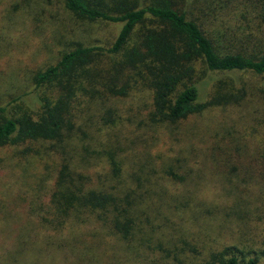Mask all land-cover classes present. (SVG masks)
Returning a JSON list of instances; mask_svg holds the SVG:
<instances>
[{
    "label": "trees",
    "instance_id": "obj_1",
    "mask_svg": "<svg viewBox=\"0 0 264 264\" xmlns=\"http://www.w3.org/2000/svg\"><path fill=\"white\" fill-rule=\"evenodd\" d=\"M194 1L62 0L78 19L122 24L106 53L118 56L120 70H134L150 91L149 126H177L208 108L241 101L245 95L241 90L220 95L216 101L207 94L205 100V89L218 74L250 71L264 75L262 36L252 53L230 51L224 37L199 23L191 10ZM238 6L228 9L234 29L243 28ZM261 7L249 11L248 25L254 23L258 32L261 26L255 23L259 21L256 15L264 21ZM101 51L81 44L63 51L55 64L31 78L40 90V112L0 117V147L54 142L50 148L60 156L46 202L39 194L44 188L41 180L25 212L14 210L10 202L1 206L0 264H127L131 257L139 262L142 250L153 251L156 240L162 246L163 231L173 225L164 209L175 210L179 205L176 194L190 191L194 179L202 181L200 163L194 164L189 155L172 156L176 152L172 147L182 142L177 130L153 137L136 161L132 155V162L130 152L123 155L121 142L111 136L103 142L84 131L78 148L77 144L68 146L66 133L74 128L79 83L91 76L88 67ZM198 65L210 76L196 74ZM124 93L122 88L117 94ZM99 119L105 126L116 125L115 114ZM167 143L172 144L169 149H156ZM100 163L103 167L92 176L90 171ZM213 165L225 170L224 162ZM216 255L203 264H258L255 258L240 261L234 255Z\"/></svg>",
    "mask_w": 264,
    "mask_h": 264
},
{
    "label": "rangeland",
    "instance_id": "obj_2",
    "mask_svg": "<svg viewBox=\"0 0 264 264\" xmlns=\"http://www.w3.org/2000/svg\"><path fill=\"white\" fill-rule=\"evenodd\" d=\"M234 5H241L243 28L230 25L228 9ZM262 5L264 0H196L191 10L204 29L228 41L224 43L230 51L252 53L259 37L264 42V21L256 15L261 32L255 31L254 23L248 25L249 11L253 6L261 10ZM121 27V23L78 19L62 0H0V117L40 112V90L31 78L55 64L63 51L78 44L102 49L88 67L91 76L79 83L74 128L66 133L68 146L77 144L78 148L84 131L103 142L111 136L121 142L123 155L130 152V161L132 155L136 161L153 137L177 130L182 142L170 153L189 155L194 164H201L203 176L202 181L193 180L190 191L176 194L179 205L175 210L164 209L173 225L163 231L162 246L156 240L153 251L142 250L143 259L136 262L131 257L127 264H203L214 253L222 258L234 255L240 261L255 258L264 264V75L250 71L218 74L208 83L205 100L207 94L216 101L220 95L241 90L245 92L241 101L208 108L177 126H149L150 91L134 70H120L118 56L106 53ZM195 71L203 78L210 76L201 65ZM122 88L125 93L117 94ZM104 114L116 115L114 127L102 124L99 118ZM53 143L0 147V208L10 202L14 210L25 212L41 180L44 188L39 194L46 202L60 162L50 148ZM169 145L156 149L165 151ZM216 161L224 162L225 170L215 168ZM102 163L90 171L92 176Z\"/></svg>",
    "mask_w": 264,
    "mask_h": 264
}]
</instances>
